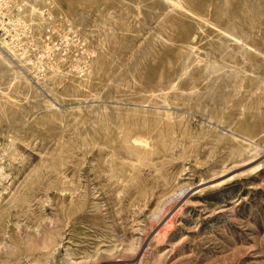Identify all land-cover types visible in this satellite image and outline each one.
Returning a JSON list of instances; mask_svg holds the SVG:
<instances>
[{
    "label": "rangeland",
    "instance_id": "rangeland-1",
    "mask_svg": "<svg viewBox=\"0 0 264 264\" xmlns=\"http://www.w3.org/2000/svg\"><path fill=\"white\" fill-rule=\"evenodd\" d=\"M2 2L0 264H264V0Z\"/></svg>",
    "mask_w": 264,
    "mask_h": 264
},
{
    "label": "bare ground",
    "instance_id": "bare-ground-1",
    "mask_svg": "<svg viewBox=\"0 0 264 264\" xmlns=\"http://www.w3.org/2000/svg\"><path fill=\"white\" fill-rule=\"evenodd\" d=\"M2 0H0V2H1ZM6 2L4 3V2H2L4 5L3 6H5V8H7V10H11L13 7H15V6H17V4L18 3H21V2H23L24 0H5ZM26 3V2H25ZM28 3V2H27ZM22 5V4H21ZM19 6V5H18ZM26 6H28V5H25V7ZM31 7V6H30ZM22 8V7H21ZM2 9V8H1ZM4 9V8H3ZM25 9V8H24ZM23 9V10H24ZM19 10V9H18ZM21 10V9H20ZM5 11V10H4ZM8 12V11H7ZM11 12V11H10ZM9 13V12H8ZM6 14V13H5ZM9 17V16H8ZM7 18V17H6ZM9 20V19H8ZM15 28V27H14ZM97 28V27H96ZM98 29V28H97ZM231 36V35H230ZM2 37H4V36H2ZM234 38V37H233ZM5 39V38H4ZM6 40V39H5ZM3 41V40H2ZM81 41V40H80ZM223 43V42H222ZM3 44V43H2ZM214 44V43H213ZM5 45V44H4ZM73 45V44H72ZM247 46H249V45H247ZM82 51V50H81ZM251 51V50H250ZM2 53V52H1ZM58 53V52H57ZM60 53V52H59ZM1 55V54H0ZM200 55V54H199ZM57 58V57H56ZM199 59V58H198ZM207 59V58H206ZM223 60V59H222ZM228 62V61H227ZM215 63H217V62H215ZM221 63H223V61L221 62ZM8 64V63H7ZM208 64V63H207ZM224 64V63H223ZM213 65V64H212ZM216 64H214V66H215ZM213 66V67H214ZM223 66V65H222ZM62 67V66H61ZM216 68H214V69H217V67H218V65L217 66H215ZM29 69V68H28ZM209 70V69H208ZM221 70V69H220ZM216 71V70H215ZM217 71H218V69H217ZM17 72H18V70H17ZM56 72V71H55ZM58 73V72H57ZM240 73V72H239ZM62 75V74H61ZM201 75V74H200ZM241 76V75H240ZM87 133V132H86ZM237 134V133H236ZM174 135V134H173ZM172 135V136H173ZM171 137V136H170ZM170 139V138H169ZM245 139V138H244ZM248 139V138H247ZM247 139H246V141L245 142H247ZM249 140V139H248ZM251 141V140H250ZM249 142V141H248ZM148 143V142H147ZM249 143H252V141L251 142H249ZM234 144V143H233ZM248 145V144H247ZM252 145H253V143H252ZM240 146V145H239ZM260 145H257V147H259ZM247 147V146H246ZM245 147V148H246ZM256 147V146H255ZM260 147H262V146H260ZM242 148V147H241ZM247 148H249V147H247ZM256 149V148H255ZM261 151H259V154H260V152L262 153H264V144H263V147H262V149L261 148H259ZM244 150V149H243ZM250 150H251V148H250ZM9 151V150H8ZM230 151V150H229ZM238 151H239V148H238ZM237 151V152H238ZM241 151V150H240ZM240 151H239V153H240ZM258 151V150H257ZM237 152H236V155L235 156H238L237 155ZM249 152V151H248ZM256 152V151H255ZM9 153H10V151H9ZM258 152H256V154H257ZM242 154V153H241ZM255 154V155H256ZM13 155V154H12ZM12 155H9V156H12ZM254 155V156H255ZM248 157V156H247ZM262 157H263V155H262ZM249 158V157H248ZM230 159V158H229ZM237 159V158H236ZM241 160H243L244 161V159H241ZM241 160H240V162H241ZM245 160H247V159H245ZM249 160V159H248ZM233 161V160H232ZM250 161V160H249ZM235 162V161H234ZM236 162H238V161H236ZM238 164V163H237ZM246 164V163H245ZM255 164V163H254ZM228 166V165H227ZM236 166V164H233V165H230V167H228L229 169H231V168H234ZM221 167V166H220ZM225 167H226V165H225ZM236 167H238V166H236ZM227 170V169H226ZM2 171H3V169H2V165H1V163H0V174L2 173ZM4 172V171H3ZM224 172H226V171H224ZM230 173V172H229ZM4 174V173H3ZM223 174V173H222ZM232 176V175H231ZM6 190V189H5ZM164 232V231H163ZM159 236V235H158ZM157 236V237H158Z\"/></svg>",
    "mask_w": 264,
    "mask_h": 264
},
{
    "label": "built area",
    "instance_id": "built-area-1",
    "mask_svg": "<svg viewBox=\"0 0 264 264\" xmlns=\"http://www.w3.org/2000/svg\"><path fill=\"white\" fill-rule=\"evenodd\" d=\"M10 31H11L10 21L8 22V20H5L4 18L2 19V17H0V33H1V35L2 36L3 35L8 36L10 34ZM5 38H7V37H5Z\"/></svg>",
    "mask_w": 264,
    "mask_h": 264
}]
</instances>
